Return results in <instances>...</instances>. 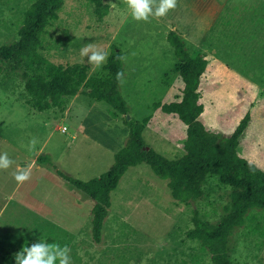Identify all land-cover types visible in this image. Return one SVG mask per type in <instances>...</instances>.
<instances>
[{"label":"rangeland","instance_id":"1","mask_svg":"<svg viewBox=\"0 0 264 264\" xmlns=\"http://www.w3.org/2000/svg\"><path fill=\"white\" fill-rule=\"evenodd\" d=\"M32 1L0 0V46L17 38ZM103 2L109 8L99 19L87 0H64L43 39L48 59L82 63L96 76L103 66L90 65L81 48L92 43L108 53L122 50L124 82L118 89L129 108L126 117H148L144 142L173 158L184 152L186 125L153 103L181 97L178 61L167 40L175 30L193 56L201 53L207 61L199 81V120L228 137L248 114L237 151L264 170V0H177L166 16L147 22L134 20L124 0ZM112 110L81 91L67 99L64 110L36 111L25 101L18 73L0 78V153L14 161L0 170V264L4 254L39 240L68 245L72 264H212L187 231L195 215L212 223L222 215L231 189L216 177L204 185L201 198L184 204L146 163L129 167L110 193L100 241L93 240V200L59 173L87 181L110 167L128 134L122 115ZM33 137L34 147L29 145ZM44 154V161L37 160ZM30 164L31 178L19 184L13 172ZM48 214L54 219L47 223L42 218ZM257 214L260 230L246 221L230 235L228 254L237 262L264 264V211Z\"/></svg>","mask_w":264,"mask_h":264},{"label":"trees","instance_id":"2","mask_svg":"<svg viewBox=\"0 0 264 264\" xmlns=\"http://www.w3.org/2000/svg\"><path fill=\"white\" fill-rule=\"evenodd\" d=\"M94 14L101 19L109 6L103 0H87ZM64 0H33L23 11L17 29V38L0 46V78L4 81L18 73L23 81L26 103L36 111L66 108L67 99L84 92L97 101H105L112 107L114 116L120 114L128 126L124 145L114 154L113 163L98 177L83 181L64 176L75 189L93 200L91 208V233L99 242L103 221L110 207V193L131 167L146 163L153 173L166 180L173 199L188 204L201 198L204 185L211 177L229 187V200L217 222L212 223L195 215L188 237L197 240L200 247L210 254L212 264H245L228 254L231 233L246 221L256 230L261 229L259 210L264 211V170L241 157L237 148L249 122L244 115L228 137L206 129L199 120L203 110L199 81L206 69L203 54L192 55L181 36L175 30L167 33L178 61V74L182 80L181 97L168 103L155 102L153 106L166 114L176 115L186 125L184 152L169 158L148 147L142 131L149 118L141 121L127 118L129 108L120 95L116 73L123 71L122 50L113 48L103 65L101 75H89V68L82 63L63 65L45 55L43 39L59 16ZM47 156H39L44 161ZM5 264H15L14 254L3 255Z\"/></svg>","mask_w":264,"mask_h":264},{"label":"clouds","instance_id":"3","mask_svg":"<svg viewBox=\"0 0 264 264\" xmlns=\"http://www.w3.org/2000/svg\"><path fill=\"white\" fill-rule=\"evenodd\" d=\"M130 10L132 18L136 21H149V17L159 19L166 16L170 10L177 7V0H124ZM80 56L87 58V62L94 68L102 67L109 56V53L98 46L88 43L80 50ZM117 59L125 60L126 57L118 55ZM117 82L123 84L124 73H116ZM37 143L33 137L29 145L34 147ZM14 161L9 157L7 152L0 153V170H7ZM32 165L26 168H17L13 172L14 179L23 184L31 178ZM71 249L68 245L61 246L59 243H49L39 240L30 246L25 244L18 252L14 254L15 264H72Z\"/></svg>","mask_w":264,"mask_h":264},{"label":"crops","instance_id":"4","mask_svg":"<svg viewBox=\"0 0 264 264\" xmlns=\"http://www.w3.org/2000/svg\"><path fill=\"white\" fill-rule=\"evenodd\" d=\"M58 17H59V16H58ZM78 93H79V92H78ZM47 207H48V206H46V208H47ZM76 208H77L76 206H72V212H75V213H76V211H77ZM75 209H76V210H75ZM47 211H49V210L47 209ZM67 211L70 213L69 210H67ZM67 211H66V212H67ZM68 215H69V214H68ZM76 215H77V214H76ZM42 219H43L44 222H47V223H48V222L53 221L54 218H53V215H49V214H48V215H45L44 218H42Z\"/></svg>","mask_w":264,"mask_h":264},{"label":"water","instance_id":"5","mask_svg":"<svg viewBox=\"0 0 264 264\" xmlns=\"http://www.w3.org/2000/svg\"><path fill=\"white\" fill-rule=\"evenodd\" d=\"M127 118H129V116H127Z\"/></svg>","mask_w":264,"mask_h":264}]
</instances>
